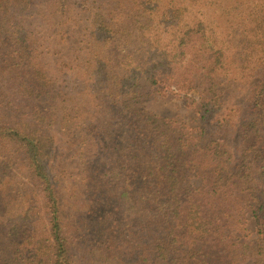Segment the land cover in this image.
<instances>
[{
  "label": "trees",
  "instance_id": "obj_1",
  "mask_svg": "<svg viewBox=\"0 0 264 264\" xmlns=\"http://www.w3.org/2000/svg\"><path fill=\"white\" fill-rule=\"evenodd\" d=\"M171 68L195 129L139 107ZM0 264H264V0H0Z\"/></svg>",
  "mask_w": 264,
  "mask_h": 264
},
{
  "label": "rangeland",
  "instance_id": "obj_2",
  "mask_svg": "<svg viewBox=\"0 0 264 264\" xmlns=\"http://www.w3.org/2000/svg\"><path fill=\"white\" fill-rule=\"evenodd\" d=\"M49 16L40 24L34 27L35 35L40 44L41 51L47 63L48 69L55 74L56 63H69L79 40L86 16L82 12L67 10L54 11L49 9ZM51 13V16H50ZM39 34V35H38ZM171 68L169 73H164L159 78V84L151 91L150 98L143 101L140 109L152 113L161 119L182 123L189 128L197 127V112L200 99L197 95H184L171 86V76L176 72ZM251 241H256L255 225L248 221L246 225Z\"/></svg>",
  "mask_w": 264,
  "mask_h": 264
}]
</instances>
